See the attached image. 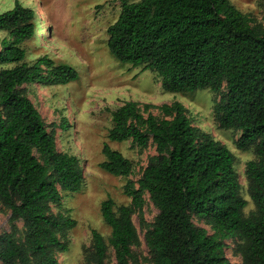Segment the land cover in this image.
I'll use <instances>...</instances> for the list:
<instances>
[{
  "label": "trees",
  "instance_id": "trees-1",
  "mask_svg": "<svg viewBox=\"0 0 264 264\" xmlns=\"http://www.w3.org/2000/svg\"><path fill=\"white\" fill-rule=\"evenodd\" d=\"M264 19V10L262 13ZM34 10L15 1L0 12V203L10 211L12 230L0 234L2 264H60L61 241L74 221L51 206L64 194L77 192L84 175L76 155L60 152L22 84L64 85L78 72L55 64L47 55L25 60L23 42L35 35ZM230 0H121L117 19L107 27V47L114 58L132 67L150 69L167 92L209 89L219 96L213 115L220 128L240 131L237 148L252 149L245 164L248 193L255 211L243 214L233 153L212 135L191 124L178 102L124 101L111 111V141L131 140L139 147L154 145L136 184L123 186L129 204H100L107 238L91 231L87 264H105L108 248L115 264L136 263L132 246L139 242L132 214L139 225L151 264H264V27L251 22ZM255 21V20H254ZM151 109H157L159 115ZM59 129H67L65 119ZM107 173L127 177L131 161L104 143ZM146 192L157 209L152 222L141 213ZM192 215L210 226L192 221ZM23 223V239L16 225ZM238 241L240 261L226 254V240Z\"/></svg>",
  "mask_w": 264,
  "mask_h": 264
},
{
  "label": "rangeland",
  "instance_id": "rangeland-1",
  "mask_svg": "<svg viewBox=\"0 0 264 264\" xmlns=\"http://www.w3.org/2000/svg\"><path fill=\"white\" fill-rule=\"evenodd\" d=\"M16 0H0V12L13 7ZM34 10L35 35L23 42L25 60L33 62L47 55L55 64H66L78 72V77L64 85L25 83L19 88L34 104L42 116L46 129L51 130L55 123V141L60 152L78 157L84 175L81 188L77 192L64 194L61 205H52V212L74 221L72 227L61 237L67 249L57 251L60 264H87L85 257L91 250V231L96 230L105 238L110 229L100 214L101 202L110 197L115 205L129 204L130 198L123 192V186L130 179L135 185L144 167L156 151L151 141L139 147L131 140L111 141L107 138L112 126L111 111L124 101L160 105L178 101L186 110L191 124L208 132L215 140L225 145L234 155L233 167L240 185V195L246 200L244 216L255 211L249 197L245 164L254 159L252 149L237 148L235 142L240 131L218 126L213 105L219 96L209 89H195L185 92H167L161 88L160 77L150 69L132 67L112 56L107 47V27L118 17L121 0H17ZM137 0H128L134 2ZM242 13L254 19L251 24L264 27L262 13L264 0H230ZM7 33L0 30V39ZM1 47V46H0ZM159 115L157 109H151ZM65 119L68 128L59 129ZM104 143L118 150L131 161L132 170L127 177L115 176L100 167L104 160L101 148ZM141 213L147 222H152L157 209L146 192L143 194ZM10 211L0 203V234L12 230ZM139 242L132 246L136 263L151 264L148 248L144 243V230L139 225V214L131 216ZM195 225L212 229L203 219L192 215ZM16 225V239H23V223ZM238 241L226 240V254L231 261H240L236 253ZM0 264H2L0 262ZM105 264H115L114 254L108 248Z\"/></svg>",
  "mask_w": 264,
  "mask_h": 264
}]
</instances>
